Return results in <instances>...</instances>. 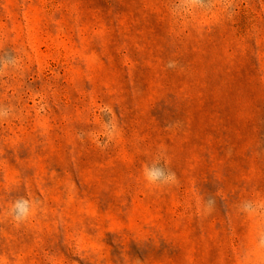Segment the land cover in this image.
Wrapping results in <instances>:
<instances>
[{"label":"rangeland","instance_id":"374dc122","mask_svg":"<svg viewBox=\"0 0 264 264\" xmlns=\"http://www.w3.org/2000/svg\"><path fill=\"white\" fill-rule=\"evenodd\" d=\"M11 57L0 264H264V0H0Z\"/></svg>","mask_w":264,"mask_h":264},{"label":"clouds","instance_id":"9594fccd","mask_svg":"<svg viewBox=\"0 0 264 264\" xmlns=\"http://www.w3.org/2000/svg\"><path fill=\"white\" fill-rule=\"evenodd\" d=\"M7 66L11 69H18L19 62L16 57L0 58V70ZM172 67L173 65H169ZM13 114L11 106L0 105V120L7 119ZM144 179L147 184L153 186H171L176 183V174L166 166H161L160 160H154L150 165L146 166L143 172ZM213 200L207 202V207L211 209L214 205ZM257 205L252 201H244L241 204V210L246 213L256 211ZM34 209V204L25 198H20L14 201L11 213L17 221H23L28 218Z\"/></svg>","mask_w":264,"mask_h":264}]
</instances>
